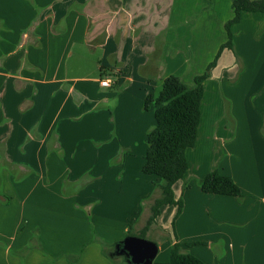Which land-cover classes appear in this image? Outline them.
Returning <instances> with one entry per match:
<instances>
[{"label": "crops", "instance_id": "obj_1", "mask_svg": "<svg viewBox=\"0 0 264 264\" xmlns=\"http://www.w3.org/2000/svg\"><path fill=\"white\" fill-rule=\"evenodd\" d=\"M207 1L0 0V264L123 263L97 241H122L159 196V179L141 172L155 124L143 101L170 75L193 85L226 42L231 0H213L210 9ZM207 17L224 38L212 59L203 41L191 57L189 31L205 38ZM231 32L234 53L223 50L203 83L197 140L173 186L181 212L163 206L150 227L167 236L160 262L174 243L203 242L182 252L205 264H264V93L256 107L253 81L239 97L233 82L236 35L263 37L264 13H243ZM159 35L161 62L153 55ZM191 69L198 74L186 80ZM211 154L195 171L197 156ZM214 170L233 180L241 199L200 190L198 180ZM26 247L21 259L16 251Z\"/></svg>", "mask_w": 264, "mask_h": 264}, {"label": "trees", "instance_id": "obj_2", "mask_svg": "<svg viewBox=\"0 0 264 264\" xmlns=\"http://www.w3.org/2000/svg\"><path fill=\"white\" fill-rule=\"evenodd\" d=\"M231 9L233 16L224 25L226 42L218 48L204 72L194 77L193 85H187L179 76L170 75L162 80L161 90L156 97L148 94L143 101L144 111L153 107L155 124L146 135L147 145L141 172L159 179V183L155 185L159 196L150 205V216L137 237L144 239L163 206H176V216L180 214L182 201L180 198L174 199L173 186L184 179L188 170L186 151L193 148L197 140L203 83L211 76L223 50L228 49L234 53L231 27L240 22L243 13H264V0H231ZM198 186L204 193L242 198L241 191L233 180L217 170L198 180ZM97 242L106 256L108 253L105 249L121 243L119 241L108 245L100 240ZM200 245L205 243H174L170 248L169 260L153 264H205L193 255L182 252V247ZM121 258L125 264H129L127 257L121 255Z\"/></svg>", "mask_w": 264, "mask_h": 264}, {"label": "rangeland", "instance_id": "obj_3", "mask_svg": "<svg viewBox=\"0 0 264 264\" xmlns=\"http://www.w3.org/2000/svg\"><path fill=\"white\" fill-rule=\"evenodd\" d=\"M209 1H211V2L209 3ZM209 1H207V5L209 4V7H207L208 9H210L211 6L213 5V3H212L213 0H209ZM221 6L224 7V2L221 3ZM223 14L224 15L226 14V10L223 12ZM225 18H223V19H225ZM206 21L208 22L205 25V29L207 31V34H206L205 38H203L202 40H200V39L195 40V37L197 36V33H198V29L197 30L192 29L189 31L190 41H189L188 45L190 47H188V46H186V47L192 49V50H190V56L191 57H193L192 54L197 50V47L199 46V42L201 43V41H203V42H207V46H208L207 47L208 50L206 51L205 56L210 57V59H212L211 56H213V55H211V54H213L212 52L214 50V46L218 42V39H219L218 37L220 36V40H221V38L222 39L224 38V35H223L224 31L221 29H218V31L216 32L217 35L214 34V32L217 28V24L215 23L216 20L214 18L207 17ZM200 26H201L200 30H201V32H203L204 31L203 24L202 23L199 24V27ZM246 28H247V25L244 27V30ZM257 34L258 35H255V34L252 35V40H244V38L242 37V35L240 33H238L236 35L237 39H238L239 46H240L239 50H238V52H239L238 54H240V56H236V58L238 59V62H237V64H238L237 68L238 69L234 74L233 82H236V80H238L237 81V87L235 88V92L238 95V97H239V95L241 96V94L246 93V91L248 90L247 86L252 81H253L252 86H253V83H254V85H256L255 91L258 90L259 94L260 93L262 94V92L264 93V36L263 37L260 36V35H262V33H257ZM176 36H177V34H176ZM162 38L163 37L161 35H159V40L153 41V44L155 47L153 55L159 61L162 58L164 59V56L163 55L161 56L163 44H164ZM178 43H177V41L174 42L173 46H176V48H177V46L178 47L181 46ZM170 49H171V47H170ZM209 51L211 52L210 55H208ZM184 52L187 53L186 50ZM147 58L149 60V56H146V59ZM162 69L164 70V67H162ZM189 74H190L189 78H186V80L187 79L189 80L190 76L192 77L194 74H198V73L194 69H191ZM94 76L98 77V74L96 73ZM111 85H112V83H111ZM111 85H110V87H111ZM212 87H213V82H210L209 84H207L208 93H209V91H211ZM119 88L121 89V85H119ZM253 90H254V88H253ZM108 91L114 92V91H118V89L116 87H113L112 89H109ZM261 94L258 96V98L256 97L255 100H257V101L255 102V105L259 102ZM208 96H209L210 102H213V99H216L218 97V95H216V92L212 95L213 99L211 98L212 96H210L209 94H208ZM211 107H214V103H212ZM256 107H258V106L256 105ZM207 110L209 111V108H207ZM216 156H215V154H211L209 157L202 155L201 159L199 158V156H197V158H196L197 165H196V167H194L196 169L195 171L198 170V165L201 167H204L206 165V161L209 162L214 157L216 158ZM16 171H18V170H16ZM195 171L193 170V172H195ZM14 176L17 178L18 173L17 172H16V174L14 173ZM149 210H150V206L148 207V212H149ZM148 215L144 214L142 219L140 221H138V223L136 225L129 227V229H128L129 235H126V237L127 236L137 237L139 235L138 230H140L141 227L143 225H145L148 217L150 216V215L149 216ZM160 225H161V222H160ZM152 226H153V224H152ZM162 235H163L162 232L159 229H156L154 227L153 229L151 228L150 231L147 232L145 237H144V239H146L148 241H155L156 244H158V246L159 245L161 246L160 247L161 251L156 256L154 262H160V260H162V257H163L162 255L165 252V249L167 247L166 244L168 242H167V239L165 238L167 236L166 235L162 236ZM36 236H37V234L34 233L31 236V238L36 239ZM138 238H140V237H138ZM94 239H97V238H94ZM29 250H31V249H25L24 248V249H21L19 251H16V254L18 257H20L22 259L27 254V252ZM113 250H115V247H114V249H113V247L109 248L108 251L112 252ZM119 258L122 259L121 256ZM122 264H124V262Z\"/></svg>", "mask_w": 264, "mask_h": 264}, {"label": "water", "instance_id": "obj_4", "mask_svg": "<svg viewBox=\"0 0 264 264\" xmlns=\"http://www.w3.org/2000/svg\"><path fill=\"white\" fill-rule=\"evenodd\" d=\"M158 252L155 243L134 236L125 237L115 246L114 255L127 257L129 264H153Z\"/></svg>", "mask_w": 264, "mask_h": 264}, {"label": "built area", "instance_id": "obj_5", "mask_svg": "<svg viewBox=\"0 0 264 264\" xmlns=\"http://www.w3.org/2000/svg\"><path fill=\"white\" fill-rule=\"evenodd\" d=\"M111 85V81L109 79H102L100 81V86L103 88H108Z\"/></svg>", "mask_w": 264, "mask_h": 264}, {"label": "flooded vegetation", "instance_id": "obj_6", "mask_svg": "<svg viewBox=\"0 0 264 264\" xmlns=\"http://www.w3.org/2000/svg\"><path fill=\"white\" fill-rule=\"evenodd\" d=\"M115 252V250H113L112 252H110V254H113Z\"/></svg>", "mask_w": 264, "mask_h": 264}]
</instances>
